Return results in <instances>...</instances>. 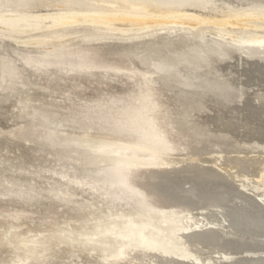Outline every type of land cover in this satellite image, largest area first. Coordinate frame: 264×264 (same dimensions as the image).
<instances>
[{
  "label": "rangeland",
  "instance_id": "rangeland-1",
  "mask_svg": "<svg viewBox=\"0 0 264 264\" xmlns=\"http://www.w3.org/2000/svg\"><path fill=\"white\" fill-rule=\"evenodd\" d=\"M16 1L9 0L10 3H8L7 0H2L0 3L4 11L9 14L16 13L17 9L23 11L24 8L21 10L19 5L26 4L24 6L26 14L32 13V16L37 19L39 17L40 21H32L31 23L35 24H32L33 29L24 33L28 35L30 33L32 37L42 38L43 36L47 46L43 45V48L35 45L27 46L15 42L12 37L0 38V264H113L112 258L117 257L121 248L125 246L153 247L156 244H162L171 251L177 249L180 252L181 245L174 238V232L178 226L171 224L170 221L163 223L158 210L147 205L155 200L146 201L124 186L113 176L112 162L93 163L86 153L87 148L80 150L73 144L67 145L61 139L64 133L74 135L89 133L94 140L103 139L104 143L98 145L94 141V147H100L99 145L112 141L141 143L134 127L138 124L141 112L153 103L152 91L156 90L157 99L162 105L154 107L155 112L152 113L162 112L163 114L164 112L169 113L170 116L175 115L180 109L173 99L172 91L163 89V84L159 82L155 73L151 76L152 83L143 74L137 72L128 74V70L136 67L134 60L116 57V61L106 59L103 62L122 67L121 72L100 69L83 70L72 68L67 62L55 64L53 56H51L52 64H48L44 60L43 53L48 48L56 47L71 49L94 47L96 54L110 57L101 54L102 49L106 47L108 41V43L112 41L113 35H126L124 33L126 30L131 36L125 37V40H129L134 35H146L145 33L158 31H160L158 34H164L170 31L174 33L180 29L193 30L191 29L193 27L197 30L195 29L197 26L198 28L201 26L202 29L209 27L205 29L208 33L233 43L252 44L256 39L264 43V4H252L223 11L214 10L216 13L212 12L210 15L194 13L192 10L168 9L166 5L163 4V7L162 4L155 2L156 0H135L136 2L131 0L143 5L144 10L139 13L130 9H107L105 5L103 7V4L100 8L97 7L95 0H47L48 2L25 0L26 3L23 0H18L19 3ZM14 4L19 6V8L14 6L15 11ZM259 6L263 7L260 9ZM40 7L44 9L40 10ZM82 12L93 15H99V12L100 15L107 13L120 18L112 24L95 23L91 22V19H85ZM237 12L241 13L240 17ZM174 13L187 15L179 19L180 23L162 19ZM61 15L69 18L64 19L63 23H55V21L59 22ZM191 15L200 18L195 19ZM44 16L49 17L46 22L43 21ZM131 18L134 19H132L134 23ZM141 21L147 22L150 28L147 23L144 24ZM68 23L73 25L77 23L76 26L74 25L76 28L71 24L69 27ZM149 23H154L155 27L152 24L150 26ZM220 24H223V29ZM99 25L103 27L100 28ZM51 28L57 29L51 33ZM24 33L22 32V35ZM89 33L93 35L90 34L91 37H88ZM47 34L51 35L46 36ZM71 39H75L76 42ZM50 54L53 55V52ZM140 69L143 70L142 67ZM171 155L173 156L169 163L173 164L176 162L173 158L177 157L174 154ZM223 163L220 156L216 155L213 167L229 176L230 184L240 192L253 196L264 204V174L260 172L246 176L238 170H228ZM143 167L145 168L142 169H153L149 166ZM133 181L135 180L131 179L133 184L138 183L141 188L146 189L145 184ZM202 211L199 208L194 209L192 216L194 214L196 217L199 214L200 218H203L205 211ZM210 227L212 226L208 222H201L196 232L201 228ZM261 243H263L261 246L258 244L255 247H247L245 251L247 256L264 249V241ZM31 247L38 248L43 254L42 257L35 260L26 256L25 250ZM196 249L193 248V252H190V247L183 249V252L189 256L184 259L186 262L226 264L233 260L235 262L239 257L241 260L239 253L226 249L222 243H202L196 246ZM174 257L175 260H179L176 256ZM169 263L173 264V262Z\"/></svg>",
  "mask_w": 264,
  "mask_h": 264
},
{
  "label": "bare ground",
  "instance_id": "bare-ground-1",
  "mask_svg": "<svg viewBox=\"0 0 264 264\" xmlns=\"http://www.w3.org/2000/svg\"><path fill=\"white\" fill-rule=\"evenodd\" d=\"M7 1L8 3L11 2ZM132 1L95 0L94 2L100 8H102L101 4H103V7L105 5L107 9H130L137 13L144 10L140 2L136 4L135 0V2ZM155 2L162 4V6L163 4L166 5L168 9L192 10L194 13L198 12L210 15L214 10L223 11L252 4H264V0H156ZM47 4L49 5V3ZM145 4L147 5V3ZM14 6L15 4L13 5L15 11ZM19 6L21 10L22 8L26 9L21 4ZM19 6L16 4L15 7L19 8ZM154 6L157 7V5ZM24 9L23 11H18L17 9L16 13L9 14L7 11H4L0 3V38H3V36L12 37V40L15 42L27 46L35 45L42 48L43 45L47 46L43 36L42 38L37 36L32 37L30 33L29 35L28 33H24L33 29L32 24H35L31 23L32 21H40L39 17L38 19L33 17L32 13H30L31 15L26 14ZM42 9L44 8L40 7V10ZM46 9L48 10L49 8ZM91 11L96 12V10ZM41 12L43 13V11ZM100 12L98 13L99 15L86 14L85 12H82V14L85 19H91V22L102 24H112L120 18L110 16L107 13L106 15L104 12V15H100ZM240 14L237 12L238 16ZM185 15L187 14L174 13V15H169L162 19H170L171 22L180 23L179 19ZM237 15L235 14V18H237ZM191 16L195 17V19L199 17L195 15ZM44 17L43 21L45 20L46 22V19L50 15L49 17ZM59 18V22L53 19L55 23H63V20L69 17L61 15ZM73 19L75 18L73 17ZM183 19L185 20V18ZM220 20L219 22H221ZM88 22L90 23V21ZM141 22L144 23L143 21ZM149 22H151L150 19ZM235 22L237 23V21ZM69 24L71 23L67 25L69 26ZM138 24L140 25V23ZM71 25L73 27L76 26L73 23ZM181 25L179 26L181 27ZM222 25L221 29H223ZM102 27L100 26V28ZM52 28L51 33L57 29L52 30ZM191 29L193 30L180 29L174 33L173 31H170L171 33L166 31L167 33L164 32V34H158L160 31L149 34L144 32L146 35H134L129 40H125V37L129 38L131 36L128 34L130 32L126 30L124 32L126 35H122L123 32L122 36L113 35L111 38L113 42L108 43V41L105 45L106 47L102 49L101 54L110 57L96 54L97 51H94V47L79 49L68 47L50 49L47 47L48 49L43 53L44 60L48 64H52L51 56H53L55 59L53 63L55 64L67 62L70 67L83 70L100 69L121 72L123 71L122 67L119 68L103 62L106 59L116 61V57L123 60H134L136 67L133 70H128V74L132 72L143 74L152 83L151 76L155 73L158 76L159 82L163 84V89L172 91L174 94L173 99L180 108V112L177 111L175 115L171 116L169 113L164 112L163 114L162 112L152 113L155 112L153 111L154 107L162 106L157 99L156 90H153V103L141 112L138 124L134 127L141 143L112 141L99 145L100 147H94V141L98 145L104 143L103 139L94 140L89 133L84 135L64 133L62 135L61 139L67 145L73 144L80 150L87 148L86 153L89 160L93 161V163L112 162V173L115 178L131 191L139 194L142 199L146 201L150 199L155 200L151 201L152 204L149 203L147 205L150 208L158 210V213L162 216L163 223L170 221L171 224H177L178 226V229L174 232V238L181 245L182 249L180 252L177 249L171 251L162 244H156L153 247L148 245L125 246L121 248L120 254L117 257L112 258L113 264H170L169 262H173V264H196L184 260L189 256L183 252V249L190 247V252H193L192 249H196V246L202 243H222V246L226 249H232L241 255V260L239 257L235 262L233 260L232 262H226V264H264L263 248V251L259 250L260 252L252 253L251 256H247L245 252L247 247H255L258 244L261 246L263 244L261 242L264 241V204L259 202L255 197L240 192L239 189L230 184L231 180L229 176L220 173L213 167V160L218 155L224 161L223 165L228 170H238L246 176L259 174L260 172L264 174V43L259 39H256L252 44L233 43L224 38L215 37L212 33H208L205 29H202L201 26L199 28L197 26L195 28L197 30H194V27ZM175 30L177 29L175 28ZM22 32L26 34H23L26 37L22 35ZM82 32L84 33V31ZM112 32L114 33L115 31ZM92 33H89V35ZM77 36L79 37L80 35ZM88 37H91V35ZM84 39L87 38L84 37ZM94 39L97 40V38ZM73 40L75 41V39ZM52 52L53 55L50 54ZM118 60L120 61V59ZM139 67H142L143 70ZM144 69L148 71L146 72ZM171 154L177 157L173 158V161L176 160L173 164L169 163L173 156ZM143 166H149V168L153 169H142L145 168ZM131 170L132 172H129ZM130 178L135 180L133 182L145 184L144 188L147 190L141 188V185L138 183L133 184ZM197 208L205 211L203 218H200L199 214V217H194V214L192 216L194 209ZM198 211L200 212V210ZM167 215L172 217L168 218ZM201 222H208L212 227L201 228V230L199 229L196 232ZM25 255L37 260L43 254L38 248L31 247L25 250ZM173 255L179 258V260H175L176 258Z\"/></svg>",
  "mask_w": 264,
  "mask_h": 264
}]
</instances>
